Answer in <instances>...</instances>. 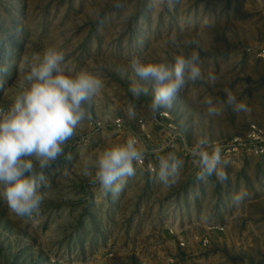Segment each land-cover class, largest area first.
Instances as JSON below:
<instances>
[{"label": "rangeland", "instance_id": "rangeland-1", "mask_svg": "<svg viewBox=\"0 0 264 264\" xmlns=\"http://www.w3.org/2000/svg\"><path fill=\"white\" fill-rule=\"evenodd\" d=\"M263 39L258 0H173L154 9L148 0H0L1 107L22 90L33 54L49 46L64 52L67 68H85L104 82L90 106L93 119L77 128L65 157L45 172L50 188L42 189L47 196L39 215L19 217L0 197V264H264V161L243 157L227 166L223 184L215 176L202 183L197 168L177 154L184 161L181 180L166 189L156 178L153 152L147 157L154 171L135 166L118 197L91 185L82 164V157L123 143L137 133L139 119L151 123L155 115L150 85L139 100L128 91L134 56L159 62L195 50L205 74L218 77L215 87L190 83L171 108L158 111H167L190 140L229 138L249 122L264 125V59L245 51ZM225 88L251 111L227 108L208 117L197 101L223 100ZM117 116L124 120L120 132L110 125ZM159 135L152 133L147 149L164 154L169 150L158 149ZM242 188L249 195L236 207L231 197ZM210 224L222 230L208 231Z\"/></svg>", "mask_w": 264, "mask_h": 264}, {"label": "clouds", "instance_id": "clouds-1", "mask_svg": "<svg viewBox=\"0 0 264 264\" xmlns=\"http://www.w3.org/2000/svg\"><path fill=\"white\" fill-rule=\"evenodd\" d=\"M173 0H148V8L154 9ZM117 8L122 5L117 2ZM176 44L175 34L170 38ZM134 75L129 77L128 91L139 100L149 94L152 100L149 110L156 114L162 108H171L177 96L187 85L201 82L215 87L218 77L201 67L200 54H174L171 59L162 57L153 62L144 56H134L129 61ZM104 88L99 75L81 68L78 71L65 65L62 50L49 46L42 53H34L32 63L24 75L21 91L7 110L0 109V197L6 200L11 211L19 217L39 215L41 205L50 188L45 172L65 157V147L85 121L93 119L91 103ZM225 99L206 96L197 101L205 108L208 117H217L227 108L234 112H250L244 100H238L231 89L225 88ZM195 99V97H194ZM130 119L136 116L135 106L127 109ZM109 117L105 116L104 120ZM103 124V121H98ZM147 147L134 135L123 143L86 157H82L83 175L93 186L99 185L105 193L118 197L128 178L136 175L134 165L145 160ZM156 154L158 166L156 178L160 184L171 189L181 180L184 161L175 151ZM221 147L208 136L196 139L189 148L192 162L197 168L196 180L206 183L209 177L223 184L228 180L226 168L229 161L223 158ZM70 159L71 157H66ZM245 189L233 194L231 202L239 207L248 196Z\"/></svg>", "mask_w": 264, "mask_h": 264}, {"label": "built area", "instance_id": "built-area-1", "mask_svg": "<svg viewBox=\"0 0 264 264\" xmlns=\"http://www.w3.org/2000/svg\"><path fill=\"white\" fill-rule=\"evenodd\" d=\"M258 1L264 4V0ZM245 51L255 58L264 59V39L255 46L247 47ZM0 109L7 110L1 106ZM151 124L158 126L159 129L152 130ZM110 125L117 132L125 129L124 120L119 116L112 118ZM153 132H157V134L160 133L159 138H161V143L158 149L175 151L182 157L187 158L189 162L193 164L192 157L189 154V148L194 145L196 139L190 140L187 138L167 111H160L156 113L152 116L151 123H147L146 121L139 119L137 133H133L132 135L136 136L147 147L148 143L152 140ZM212 141L221 147V155L229 161V164L235 163L239 159L246 156H252L264 161V125L257 122H249L245 130L240 134ZM153 150L147 151L145 160L142 164L134 166L141 167L145 171L153 172V163L147 157L154 152ZM167 230L169 233H173V228L171 226H168ZM207 230L221 231L222 228L217 225L210 224L207 226ZM200 241L203 245H206L208 243V237L202 236L200 237ZM179 244L183 245L181 238Z\"/></svg>", "mask_w": 264, "mask_h": 264}]
</instances>
